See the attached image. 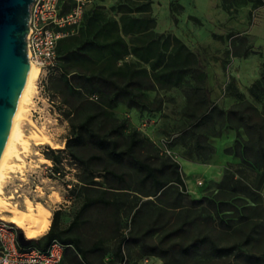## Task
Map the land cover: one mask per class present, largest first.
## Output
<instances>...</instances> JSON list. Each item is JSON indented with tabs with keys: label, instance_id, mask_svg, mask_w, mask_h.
Listing matches in <instances>:
<instances>
[{
	"label": "rangeland",
	"instance_id": "1",
	"mask_svg": "<svg viewBox=\"0 0 264 264\" xmlns=\"http://www.w3.org/2000/svg\"><path fill=\"white\" fill-rule=\"evenodd\" d=\"M101 1L81 0L80 7L85 13L101 6ZM257 4L258 0H152L154 31L174 35L197 53L210 100L224 113L240 108L236 91L261 108L248 93L264 75V5ZM177 5L181 10L174 25L169 7L176 13ZM48 73L38 71L23 106L19 120L22 142L15 145L16 156L7 161L13 169L5 170L1 184L7 203L20 211H27L25 201L32 206L39 203L48 211L49 221L51 213L58 210L61 230L76 217L66 235L78 238L82 248L99 247V251L86 255L91 264H109L119 238L143 237L146 230L147 244L163 241V246L187 245L195 238L206 242L198 253L180 256L171 252L163 260L153 256L139 259V248L125 244L120 264H143L144 260L147 264H247L242 254L264 257V163L256 155L250 129L233 118L224 121L218 112L208 124L195 129V121L188 115L195 98L186 99L178 88L145 92L150 111L118 104L109 111V119L126 122L124 136L134 130L147 139L139 154L143 158L176 162L185 189L171 185L160 196L151 197L149 185L140 184L139 176L125 163H92L97 177L103 167L123 176L121 183H109L121 190L103 191L85 184L84 170L63 151L68 121L60 112V98L46 90ZM237 143L251 144L243 154L245 160L237 151ZM45 149L61 152L58 176L47 172L50 167L54 170L42 156ZM79 154L87 157L98 153L85 147ZM16 167H21L20 172ZM94 181L103 182L101 178ZM200 199L202 205H189V200ZM87 200L99 201L79 212ZM178 228L181 231L169 237ZM212 245L234 246L236 252L215 258L210 253Z\"/></svg>",
	"mask_w": 264,
	"mask_h": 264
},
{
	"label": "trees",
	"instance_id": "2",
	"mask_svg": "<svg viewBox=\"0 0 264 264\" xmlns=\"http://www.w3.org/2000/svg\"><path fill=\"white\" fill-rule=\"evenodd\" d=\"M152 0H116L107 10L103 6H94L82 14L78 25L65 27L66 35L59 39L55 46L56 63L48 73L46 90H50L60 98V111L68 121V134L64 138L63 151L75 161L85 172V184L96 185L103 191H118L122 188L113 183H121L123 176L108 168H101V176L94 175L92 163H125L139 176V183L148 184L149 195L160 196L169 186H178L184 191V184L179 173V165L168 158H143L139 154L147 144V139L136 131L126 130V122L110 120L109 111L118 104L128 109L151 110L144 97L148 91L178 88L186 99L195 98V105L189 109V117L195 121L197 129L210 122L215 112L224 121L235 119L241 127L250 129L255 136L253 145L256 155L264 163V75L248 90L249 96L261 104L260 110L236 91L240 98V108L224 113L210 100V90L206 86V75L199 63L197 53L187 48L177 37L170 33H156V22L151 14ZM59 13L66 14L74 6L73 0H58ZM258 6L264 0H258ZM181 7L177 5L176 13L169 7L170 18L177 24V13ZM90 96L95 99H90ZM156 99V96H155ZM76 119V120H75ZM237 151L243 154L251 144H236ZM89 147L98 153L83 157L79 154L83 148ZM61 152L45 149L42 156L52 164L55 172L61 163ZM245 156V155H244ZM101 178L102 183L94 181ZM108 183V184H107ZM105 185V186H104ZM99 200H87L79 212L85 211ZM105 204V203H104ZM189 205H202V200H189ZM60 211L51 213L49 226L38 238L28 241L27 247L45 250L51 241L63 245L70 250L71 256L67 264H91L87 253L99 251V247L82 248L78 238L66 235L75 225L76 217L64 230L59 229ZM10 224V223H9ZM12 225V224H10ZM13 226V225H12ZM16 234L20 229L14 228ZM181 229H175L170 236H175ZM121 237L113 252V260L109 264L123 262L122 247L130 245L138 247V258L153 256L163 260L171 252L180 256L198 253L205 239H193L187 245L174 243L163 246L147 244L144 237ZM21 247V246H19ZM63 250V251H64ZM236 252L234 246L218 247L212 245L210 253L215 258L229 257ZM247 264H264V257L242 254Z\"/></svg>",
	"mask_w": 264,
	"mask_h": 264
},
{
	"label": "built area",
	"instance_id": "3",
	"mask_svg": "<svg viewBox=\"0 0 264 264\" xmlns=\"http://www.w3.org/2000/svg\"><path fill=\"white\" fill-rule=\"evenodd\" d=\"M73 1L75 6L66 14L59 13L58 0H33L30 5L26 53L28 63L38 71L54 68L56 43L66 35L63 29L80 23L83 14L81 0ZM90 99L95 97L90 96ZM47 172L52 177L59 175L51 167ZM197 185L201 186L202 183L198 182ZM64 248L56 241H51L45 250L19 247L14 227L0 219V264H62Z\"/></svg>",
	"mask_w": 264,
	"mask_h": 264
},
{
	"label": "water",
	"instance_id": "4",
	"mask_svg": "<svg viewBox=\"0 0 264 264\" xmlns=\"http://www.w3.org/2000/svg\"><path fill=\"white\" fill-rule=\"evenodd\" d=\"M33 0H0V158L29 70L26 53L29 7ZM30 239L20 231L16 242Z\"/></svg>",
	"mask_w": 264,
	"mask_h": 264
},
{
	"label": "bare ground",
	"instance_id": "5",
	"mask_svg": "<svg viewBox=\"0 0 264 264\" xmlns=\"http://www.w3.org/2000/svg\"><path fill=\"white\" fill-rule=\"evenodd\" d=\"M37 73V68L30 63L26 81L19 96L11 127L0 158V219L13 223L16 227L23 230L24 236L29 238H38L45 233L49 224L48 211L39 203H36V206H32L29 201L24 202L27 205V211L18 210L15 205L7 203V199L2 197L1 184L6 178L5 170L13 169L12 166L7 165V161L10 157L16 156L15 145L22 142L19 120L23 112V106L27 101L32 81ZM15 170L20 172L21 167H16Z\"/></svg>",
	"mask_w": 264,
	"mask_h": 264
},
{
	"label": "crops",
	"instance_id": "6",
	"mask_svg": "<svg viewBox=\"0 0 264 264\" xmlns=\"http://www.w3.org/2000/svg\"><path fill=\"white\" fill-rule=\"evenodd\" d=\"M113 2H115V0H102L101 1V6H103V7L111 6ZM70 256H71V251L69 249L68 250H64L63 253H62V264H67L69 259H70ZM111 260H112V258L109 259V262ZM74 264H80V263L77 262V261H74ZM132 264H134V263H132ZM143 264H147V262L144 260Z\"/></svg>",
	"mask_w": 264,
	"mask_h": 264
}]
</instances>
